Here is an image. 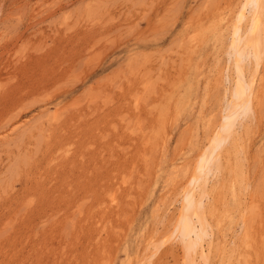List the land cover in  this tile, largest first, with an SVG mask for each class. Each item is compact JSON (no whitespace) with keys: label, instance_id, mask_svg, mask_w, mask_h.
Masks as SVG:
<instances>
[{"label":"rangeland","instance_id":"rangeland-1","mask_svg":"<svg viewBox=\"0 0 264 264\" xmlns=\"http://www.w3.org/2000/svg\"><path fill=\"white\" fill-rule=\"evenodd\" d=\"M245 3L0 0V264L186 263L161 242L236 86ZM262 58L207 176L209 264H264Z\"/></svg>","mask_w":264,"mask_h":264},{"label":"bare ground","instance_id":"bare-ground-1","mask_svg":"<svg viewBox=\"0 0 264 264\" xmlns=\"http://www.w3.org/2000/svg\"><path fill=\"white\" fill-rule=\"evenodd\" d=\"M246 5H250V12L248 14L247 12L246 14L238 12L235 14L232 21H230L231 30H233V36L236 38V42L235 44L231 43V46L229 45V49L232 51L231 55L229 54L230 58L228 59V63L234 69L235 77L230 79L233 84L236 83V86L232 91L231 98L227 100V103L225 102L226 105L223 108L224 113L221 116V121L212 133V137L209 138L208 144H206L207 146L197 158L198 160L196 161L187 184V191L184 196H182V201H180L181 218L179 216L178 218H180L181 221L179 223L176 221L172 231L168 233L169 235L161 242L166 244L169 240L180 241L186 254L187 261L185 264H196L194 263L196 255L203 260L202 264H209L207 253L209 252V244L211 243L209 233L210 226L206 222L204 216L206 213H209L210 208L206 203L207 200L210 199V190L206 185L208 181L207 176H212L215 171L218 170L220 150L228 139L230 137L232 138L231 135H234L232 134L234 126L237 124L238 127L243 117L252 111V101L257 93L256 87L261 77L259 76V70L261 60H263L262 54L264 50V32L262 30L264 27V0H246L244 6ZM249 64H251L252 70L250 69L248 72L246 66ZM240 127H242V125ZM235 140L237 139L235 138ZM232 143L233 142L230 144ZM212 165H214L213 169ZM231 193L236 197L237 193H235L233 189H231ZM235 203L237 204V202ZM206 238H208L209 241ZM159 246L160 245H157V247ZM156 249L157 248H155V251ZM205 250H208V252L206 253ZM151 256L152 254L149 257L147 256L146 264H149ZM238 263L239 261H237V264Z\"/></svg>","mask_w":264,"mask_h":264}]
</instances>
